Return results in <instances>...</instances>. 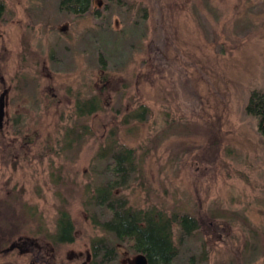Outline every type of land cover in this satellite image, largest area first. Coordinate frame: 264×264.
Listing matches in <instances>:
<instances>
[{
    "label": "rangeland",
    "instance_id": "374dc122",
    "mask_svg": "<svg viewBox=\"0 0 264 264\" xmlns=\"http://www.w3.org/2000/svg\"><path fill=\"white\" fill-rule=\"evenodd\" d=\"M92 8L98 18L64 16L59 0H0V264H32V245L45 264L89 263L105 234L88 200L113 137L134 150L118 191L129 206L196 221L186 237L173 226L176 264H264V138L244 115L249 89L264 86V0ZM91 97L99 111L79 119ZM61 206L74 242L54 246ZM114 248L109 264L137 263Z\"/></svg>",
    "mask_w": 264,
    "mask_h": 264
},
{
    "label": "trees",
    "instance_id": "16d2710c",
    "mask_svg": "<svg viewBox=\"0 0 264 264\" xmlns=\"http://www.w3.org/2000/svg\"><path fill=\"white\" fill-rule=\"evenodd\" d=\"M103 1L107 4L113 0ZM92 6L93 0H59V8L64 16L91 14L98 18L99 9H93ZM2 16L0 10V18ZM75 109L79 119L87 118L99 111V102L96 97L77 101ZM142 111H145V108H142ZM244 115L256 121L258 132L264 138V86L249 89ZM73 133L74 130H69L66 136L71 137L72 141L80 139L77 133L75 137ZM111 140V143L101 148L97 155L99 160L105 161L103 171L105 179L88 200L90 208L93 209L89 220L105 234V237L91 243L90 254L88 253L86 258L90 260L88 264L111 263L115 259L116 244L126 245L133 254L142 257L143 264H176L178 252L173 240V226H178L182 237L190 236L197 229L195 219L185 213L167 214L156 208L132 209L118 191L129 185L135 168L134 150L119 146L114 137ZM50 239L54 246L74 242V226L63 206L58 210L56 231ZM37 248L39 246L32 245L29 250L33 254L32 264H45L44 260H40V254L34 256L39 250ZM187 264H191V260Z\"/></svg>",
    "mask_w": 264,
    "mask_h": 264
},
{
    "label": "water",
    "instance_id": "95a60500",
    "mask_svg": "<svg viewBox=\"0 0 264 264\" xmlns=\"http://www.w3.org/2000/svg\"><path fill=\"white\" fill-rule=\"evenodd\" d=\"M3 94H2V96H1V99H3ZM2 103H0V130H1V128H2V124H1V122H2V118H3V112H2ZM137 264H143V260H142V257H137Z\"/></svg>",
    "mask_w": 264,
    "mask_h": 264
}]
</instances>
